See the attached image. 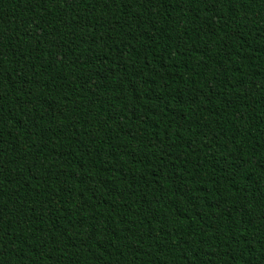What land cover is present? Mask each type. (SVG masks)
<instances>
[{"label": "trees", "instance_id": "obj_1", "mask_svg": "<svg viewBox=\"0 0 264 264\" xmlns=\"http://www.w3.org/2000/svg\"><path fill=\"white\" fill-rule=\"evenodd\" d=\"M0 264H264V0H0Z\"/></svg>", "mask_w": 264, "mask_h": 264}]
</instances>
